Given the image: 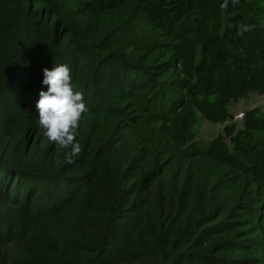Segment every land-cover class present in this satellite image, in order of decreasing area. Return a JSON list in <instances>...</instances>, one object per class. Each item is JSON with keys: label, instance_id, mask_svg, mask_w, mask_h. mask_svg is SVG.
Wrapping results in <instances>:
<instances>
[{"label": "trees", "instance_id": "16d2710c", "mask_svg": "<svg viewBox=\"0 0 264 264\" xmlns=\"http://www.w3.org/2000/svg\"><path fill=\"white\" fill-rule=\"evenodd\" d=\"M224 3L0 0V264H264V116L229 111L264 94V0ZM53 63L89 108L71 163L38 126Z\"/></svg>", "mask_w": 264, "mask_h": 264}, {"label": "clouds", "instance_id": "9594fccd", "mask_svg": "<svg viewBox=\"0 0 264 264\" xmlns=\"http://www.w3.org/2000/svg\"><path fill=\"white\" fill-rule=\"evenodd\" d=\"M238 0H233L237 3ZM227 6V0L221 7ZM247 30V28H244ZM42 84L47 90H41L35 104L38 112V126L43 137L58 149L65 152L67 162L81 153L77 141L79 128L84 115L88 113L84 94L76 90L73 84L71 68L66 63H53L51 68L43 70Z\"/></svg>", "mask_w": 264, "mask_h": 264}, {"label": "rangeland", "instance_id": "374dc122", "mask_svg": "<svg viewBox=\"0 0 264 264\" xmlns=\"http://www.w3.org/2000/svg\"><path fill=\"white\" fill-rule=\"evenodd\" d=\"M239 107H241L242 108L241 110L244 112L257 107L259 108V114L261 116H264V94L252 92L245 98H241L238 101L231 102L229 105V111L232 114H234L239 109ZM239 110L238 112L241 111ZM234 121L237 127L239 128L243 125L242 119L234 120ZM232 122L233 120L229 121V123H232ZM195 132H196V139H195L196 141H202V143L208 144L216 136L224 132V125L222 123H215L210 120H207L199 113L198 122L195 126Z\"/></svg>", "mask_w": 264, "mask_h": 264}, {"label": "built area", "instance_id": "2783aa9c", "mask_svg": "<svg viewBox=\"0 0 264 264\" xmlns=\"http://www.w3.org/2000/svg\"><path fill=\"white\" fill-rule=\"evenodd\" d=\"M244 116H245V112L244 111H240V112H238V113H236L234 115V120L242 119Z\"/></svg>", "mask_w": 264, "mask_h": 264}, {"label": "crops", "instance_id": "0c3cea01", "mask_svg": "<svg viewBox=\"0 0 264 264\" xmlns=\"http://www.w3.org/2000/svg\"><path fill=\"white\" fill-rule=\"evenodd\" d=\"M239 109L241 110L242 108H241V107H239ZM239 109H238V110H239ZM238 110H237L236 112H238ZM240 110H239V111H240ZM243 110H244V109H243ZM241 111H242V110H241ZM236 112H235V113H236ZM235 113H234V114H235Z\"/></svg>", "mask_w": 264, "mask_h": 264}]
</instances>
